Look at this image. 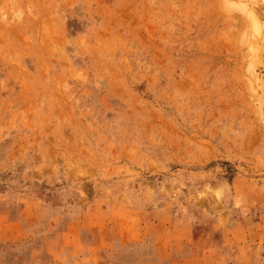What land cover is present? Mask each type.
<instances>
[{
  "label": "rangeland",
  "instance_id": "1",
  "mask_svg": "<svg viewBox=\"0 0 264 264\" xmlns=\"http://www.w3.org/2000/svg\"><path fill=\"white\" fill-rule=\"evenodd\" d=\"M0 264H264V0H0Z\"/></svg>",
  "mask_w": 264,
  "mask_h": 264
},
{
  "label": "bare ground",
  "instance_id": "2",
  "mask_svg": "<svg viewBox=\"0 0 264 264\" xmlns=\"http://www.w3.org/2000/svg\"><path fill=\"white\" fill-rule=\"evenodd\" d=\"M258 31V30H257ZM259 32V31H258Z\"/></svg>",
  "mask_w": 264,
  "mask_h": 264
}]
</instances>
